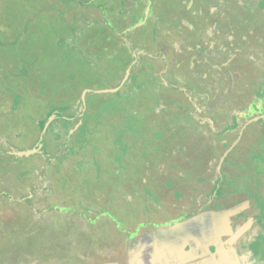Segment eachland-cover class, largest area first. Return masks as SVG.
Instances as JSON below:
<instances>
[{
  "label": "rangeland",
  "instance_id": "374dc122",
  "mask_svg": "<svg viewBox=\"0 0 264 264\" xmlns=\"http://www.w3.org/2000/svg\"><path fill=\"white\" fill-rule=\"evenodd\" d=\"M44 1L0 0V40L3 35L14 40L22 39L18 48L0 45V70L5 66L6 60H10L17 51L31 47V41L35 39L34 31L39 29L36 24L38 18L34 15L32 7ZM120 1L121 4L117 11L122 8L126 11L127 7L125 5L134 6L132 7L134 12L140 11V8L138 9V6H135L137 4L136 0ZM142 1L140 0L141 4ZM151 1L152 3L153 1L160 2V6L155 2L154 6L157 5L163 8L164 14L168 13V15L174 16L181 10L177 1ZM178 1L181 4L184 0ZM200 1L194 0L195 6ZM182 4L185 3L183 2ZM182 6L184 7V5ZM207 11L210 13L208 19L211 20L212 16L217 17L218 23L220 21V23H225V31H230L226 35L229 34L232 37V40L228 39V37L224 39L226 50L219 57V61L227 67L224 72L219 73L223 86L226 88L225 90L222 89V86L221 89L214 87L213 80L216 79L211 76V73L210 76L207 75L205 77V71L203 73L199 72L200 76L198 78L194 77L193 79L192 76V78L189 76L186 79L183 78L187 74L186 71L189 69V64L196 65L200 62L205 65L206 59L209 62L216 63L218 57L213 55L215 51H212L217 48V45H214V36L207 40L204 37L203 43L201 40L194 43V34H192L193 36L191 35L192 38L190 40L185 41L190 36L186 38L184 35L186 33L179 34L177 32L169 45L163 46V44L159 43L154 48L155 52L168 56L171 62L177 59L180 65L179 69L174 68L175 77L173 75L171 77L177 85L174 91L163 90V88L159 87L160 80L157 75L159 72L155 71L156 65H154L157 63L156 60L161 58L159 56L156 60L154 58L155 62L153 59L142 60V58H139L138 64L132 67L128 82H126L127 84L125 83L121 94L124 96L132 91H138L140 88H142L141 92L149 93L151 88V93L155 95L156 89H158V99L155 101L158 103H154L148 109L147 115L158 114L157 117L163 120L164 128H169V133L173 136L177 132L181 134L184 127L191 131L198 128L197 134L203 132L202 139L207 138V142L200 144L197 149H194L196 155L190 152L192 157L195 156L198 159L196 168L194 169V165H187V162H184L189 157L188 139L180 143V138H178L176 143H179L180 147H187L186 152L183 154L184 159L177 158L176 153V160L180 163L179 168L170 170L162 165V168L157 170L155 164L150 169L153 175L150 174L147 178L148 183L145 185L134 183V180L138 181V178L131 176L130 169L134 162L128 158L124 159V163L120 164L117 169L114 167L116 176L112 183L103 171H90L85 186L83 182H79L78 185L75 182L61 185L62 171L57 170V168L49 169L47 167L42 170L44 161L41 159L36 158L28 162L24 158H14L10 155L11 150L7 148L8 144L14 145L13 140L4 141V139H1L0 264H153V247L156 245L154 243L157 241V235L161 232H175L180 235L183 233L182 231H185V227L179 224L184 222L186 216L175 217L172 214L169 215L168 212L162 211V213H157V216L155 214V219L148 216L150 220L142 221L143 228L138 230V232L136 230L138 234L131 232V228L137 229V227L141 226L136 225V222L140 218L142 206L145 207L146 212L149 211L151 213L153 209L157 210V203L150 198L152 194L146 188L152 190L155 195L158 194L157 196H161L163 193L169 194L168 196L165 194L163 196L171 199L169 200L170 202L173 201L171 196L175 197L176 193L181 195L182 199L178 200L181 201L178 203L180 209L186 210V207L187 209L196 208L194 210L195 213L191 214L192 218L189 222L192 220L197 222L196 218L201 217L199 215L200 209L197 210L198 206L190 202V193L187 190L189 185L184 178V176H187L188 169L192 168L191 178L194 179L201 172L206 176H214L217 167H220L221 172L219 175H224L226 177L225 182L230 183L237 181L236 173H233L235 167L239 164H244L241 166L242 176L244 173H249L252 177H256V180L252 179L251 184L249 178L243 176V179H240L242 183L239 191L246 192L251 187L253 189V182L256 181V186L262 192V195L256 194L252 196V207L264 208V0H208L206 13ZM156 12L150 17L151 19L149 15L147 17L150 23L152 20L154 21V30L155 28L163 29L168 26L169 22L171 23L173 17L168 20L158 10ZM221 12H223L222 15ZM32 13L34 14L26 18L27 15ZM52 14H48L51 20L54 17L51 16ZM118 14L116 13V17H119ZM53 23L51 21L50 26L42 24L41 30H44L46 35L58 32L61 27ZM220 26L222 25L220 24ZM182 31L186 32L184 28ZM200 43L203 45L201 44L200 46ZM30 49L33 52L35 51L32 48ZM188 49H190L189 53ZM198 51H202L203 55ZM148 64L150 65L148 66ZM181 75L183 77H180ZM214 75H217V73H214ZM10 78H12L11 73L7 79ZM248 78L250 81L246 85L245 82H247ZM221 82L220 84H222ZM182 89L192 96L193 101L199 107H202L203 113L206 111L212 114L215 118L212 122L214 131H211L207 123L202 121L197 123L198 121L186 118L181 115L182 113L176 114L177 118L172 115L176 111L171 109L176 104L179 109L182 105L188 106L182 94ZM4 99L3 97L1 100L0 97L1 111L4 110L5 106H8L7 103H10L9 101H3ZM118 105L116 104L114 107L117 108ZM248 106H251L252 109L249 114L244 115V112L247 113L246 109ZM222 114L227 118L222 119ZM8 119H12L10 114L4 113L3 116H0L1 123L5 120L8 121ZM249 119L252 121L246 125ZM232 123L231 128L234 127L233 131H239L241 134L237 136L236 146L232 151L225 153L230 143L229 140L233 141L236 137V135H232V132L228 133L232 129L227 127ZM179 124H181V127L184 125V127L180 130L174 129L177 130L175 132L172 127L178 128ZM137 127L138 124L133 122V126L128 128V133L132 130L135 131ZM80 132H83V135L58 136L60 142H57L56 146H54L53 152L61 155L63 153L66 155L67 152H75L79 149L76 142L79 143L85 134L83 130ZM11 137L13 138V136ZM67 138H71L74 143L72 148L67 147L68 145L63 143L62 140ZM181 138L185 139V137ZM51 139L55 138L49 137L44 141L45 150L49 149ZM115 142L120 143L121 141L117 139ZM6 144L7 146L5 147ZM98 145L99 147L109 146V148L116 149L112 143L109 141L105 142L104 139H100ZM171 145L175 146V142ZM249 152L251 153L248 154ZM96 155L98 157L93 160V165L100 164L102 160L99 156L103 158L105 156V154H100V152ZM224 155L227 157L228 163L225 165L221 163ZM73 158L76 160L75 157ZM169 159L172 160V156ZM169 159L165 158L162 161H168ZM60 167V169L64 170V175L69 176L66 168L68 166L63 163V166ZM232 167L233 170L231 171ZM76 170L75 172L80 171V169ZM154 172L161 175V177L176 178V183L166 186L160 183L157 185L150 184V181L155 178L154 175L157 176ZM165 187L168 190L170 188V192ZM72 192L79 194L80 197L89 194V199L78 200L74 198L75 195ZM164 201L168 202L167 200ZM213 208L215 209H207L209 210L208 213H204L205 217H209V225H211L209 229L215 231L213 233L214 236L218 231L230 235L234 230L230 234L225 230L227 227L231 228L232 219L235 217L229 214L233 210V206L230 208L229 206H223L222 208H216L215 206ZM219 216L220 219H217ZM257 218V223L260 221L262 224L256 231L258 236H260L264 234V220L259 216ZM197 223L201 225L199 222ZM154 225H156V228H153ZM170 225H174V227ZM205 225L202 224V228ZM253 226L252 228H254ZM237 235L238 232L235 236L232 235L231 243L239 239ZM234 237H237V239ZM176 240L178 239L176 238ZM253 250L258 254L256 261L259 264H264V262L261 263L260 261L264 259V246H257ZM174 254L177 255L176 252ZM256 261L252 259V264H256ZM177 264L181 263L177 262Z\"/></svg>",
  "mask_w": 264,
  "mask_h": 264
},
{
  "label": "crops",
  "instance_id": "0c3cea01",
  "mask_svg": "<svg viewBox=\"0 0 264 264\" xmlns=\"http://www.w3.org/2000/svg\"><path fill=\"white\" fill-rule=\"evenodd\" d=\"M173 1H177L181 9L174 16L168 15V13L164 14L163 8L158 7L160 2L153 1L152 3L151 0H143L142 4L140 0H136L138 5L135 6H138V9L140 8L138 12H134L132 8L134 6L132 5H125L127 7V9L125 7L126 11L123 8L117 11L121 4L120 0H45L41 4L33 5L32 8L35 14L27 15L26 18L34 14L38 18L36 24L39 29L34 31L35 39L31 41V47L17 51L10 60H6L5 66L0 70V97L1 100L4 97L3 101L10 102L7 103L8 106H5L3 111L0 110V116L5 113L10 114L12 118L8 121L5 120L3 123L0 121V140H13L14 145L8 144L7 147L11 150L10 155L16 159L24 158L28 162L36 158L41 159L44 161L42 170L47 167L62 171L61 185L68 182H75L78 185L79 182H83L84 186L88 181L90 171H103L112 183L116 176L114 167L117 169L120 164L124 163V159L128 158L134 162L130 174L132 177L138 178V181L134 180V183L145 185L148 183L147 178L152 174L150 169L155 164L157 170L162 168V165L170 170L179 168L180 163L176 160V153L177 158L184 159L183 154L187 149V147H180L179 143H176L180 138V143L188 139V148L191 150H189V157L184 162H187V165H194L195 169L198 159L195 156L192 157L190 152L196 155L194 149L207 142V138L202 139L204 133L197 134L198 128L191 131L183 125L182 133L178 134L177 130L174 129L180 130L182 127L179 124L178 128L172 127L177 132L173 136L169 133V128H164L163 120L157 117L158 114L147 115L148 109L154 103H158L155 102L158 99V89H156L155 95L151 93V88L149 93L141 92L142 88H140L138 91H132L124 96L121 95L125 83L128 82L130 77L132 67L138 64V59H153L154 61V58L156 60L159 56L161 58H158L157 63L154 64L156 65L155 71L159 72L157 74L161 84H159V87L163 90L174 91L177 85L171 77L172 75L175 77L174 68L179 69L180 65L177 59L176 62H171L168 56L155 52V45L159 43L163 46L169 45L177 32L179 34L186 33L184 34L186 38L190 36L185 41L190 40L191 35L194 34V43H197L198 40L203 43L204 37L206 40L210 38H208L210 27L218 21L215 16H212L211 20L208 19L210 16L208 11L206 13L208 0H201L196 6L194 0H184L185 4H182L183 2L180 4L178 0ZM154 2L159 5L154 6ZM156 10L168 20L173 17L171 23L169 22L168 26L163 29L155 28L154 30V21L152 20L151 23L148 21V15L150 18ZM50 13H53L51 15L54 16L53 20L48 17ZM116 13H119V17H116ZM222 14L223 12H221ZM51 21L54 22L53 24L59 25L61 29L58 32L46 35L44 30H41L42 24L50 26ZM220 22L218 25L221 31H224L225 23ZM183 28L186 32L182 31ZM158 31L159 33L156 34ZM226 37H229V34ZM21 41L22 39L14 40L3 35L0 45L18 48ZM202 43L199 45L201 46ZM30 48L35 51L33 52ZM188 50L189 53L190 49ZM212 51H215L213 55H216L217 50ZM188 68L185 77L182 75L180 77L186 79L187 76H192L194 79V77L198 78L200 76L199 72L203 73L205 71V77L210 76L211 73V76L216 79L213 80L214 87L221 89L222 86V89H226L219 74L227 68L222 62L213 63L206 59L205 65L198 62L196 65L189 64ZM10 73L12 78L7 79ZM214 73H217V75H214ZM113 76L115 77L113 78ZM249 81L248 78L245 82L246 85L249 84ZM182 94L188 106L182 105L179 109V106L175 103L176 105L171 110L176 112L172 115L177 118L178 113H182L181 115L191 118L193 121H198L197 123H200L199 121L207 123L211 131H214L212 122L215 118L212 114L206 111L203 113L202 107H199L193 101L192 96L188 95L183 89ZM116 104H119L117 108L114 107ZM251 109V106H248L247 113L244 112V115L249 114ZM240 115L243 116L242 113ZM221 117L222 119L227 118L224 114ZM251 121L249 119L246 125L250 124ZM133 122L137 123L138 127L135 131L132 130L128 133V128L133 126ZM232 125L233 123L227 128L230 129ZM231 129L232 131L230 130L228 133L232 132V135H236V137L233 141L229 140L230 143L225 153L232 151L236 146L237 136L241 134L239 131H233L234 127ZM79 130L85 132L83 139L79 143L76 142L79 149L73 153L67 152L66 155L53 152L54 146L57 142H60L58 136L83 135V132ZM180 136L185 137V139ZM49 137L55 139L50 140L49 149L45 150L44 141ZM98 138L104 139L105 142L109 141L116 149L109 148V146L99 147L98 142L100 139ZM117 139H120L121 142H115ZM62 141L69 148L74 146L71 138ZM174 142L175 146L171 145ZM28 150H34V152L23 157L16 155L17 152ZM98 152L105 154V156L104 158L99 156L102 161L100 164L93 165V160L98 157L96 155ZM225 155L221 159V163L224 165L228 164ZM170 156H172V160L169 159ZM66 158L69 159L66 160ZM165 158L170 161H162ZM63 163L68 166L66 168L69 176L64 175V170L60 169ZM242 165L244 164L236 166L235 171L233 167L231 168V171L233 170V173H236L235 176H237L238 182H225L226 177L219 175L221 172L220 167H217L214 176H206L201 172L193 179L191 178L193 168L188 169L187 176H184L189 185L187 190L190 193V202L198 206L197 210L203 208L215 209L213 208L215 206L216 208H222L223 206L236 207L233 210L240 217L236 225L239 239L229 247L222 241V236L224 237L222 231L216 232L214 236L215 231L209 229L211 226L209 225V217L203 216L205 217L204 223H202L203 218L200 221L196 218L201 225L196 220L189 222L196 208L190 207L191 209H187L186 207L187 211L183 208L180 209L178 203L181 201L178 200L182 199L181 195L176 193L175 197L173 196L174 198L171 196L173 201L170 202L171 199L163 196L169 194L163 193V195L157 196L158 194L155 195L149 188H146V190L152 194L150 198L156 201L157 210L152 208L153 212H146L145 207L142 206L140 218L136 222V225L141 226L137 229L131 228V232H136V230L138 232L143 228L142 221L150 220L148 216L155 219V214L157 216V213H162V211L175 217L189 216L190 218H187L183 223L187 225L189 223L194 224V227H191L190 238L194 237L196 240L195 243L190 239L187 242L190 245L191 243L195 244L196 248H200L201 254L208 259L207 263L217 261L222 257L221 248L239 252L240 260L243 258L252 260V252L249 251L251 249L250 245H252V231L254 230L257 234L258 227L262 226L260 221V224L257 223V217L259 216L264 220V208L252 207V196L262 195V192L256 186V181L253 182V189L251 187L246 192L239 191L242 183L240 179H243V176L249 178L251 184L252 179L256 180V177H252L249 173H244L242 176ZM201 167L203 168L202 164ZM76 169H80V171L75 172ZM76 173L77 175H75ZM154 174L157 173L154 172ZM154 177L150 184L157 185L160 183L166 186L176 183V178L173 177V179L171 177L165 178L159 174L154 175ZM166 189L167 191L171 190L170 188L169 190ZM256 189L258 190L256 191ZM73 195L78 200L89 199V194L82 195L83 197L75 193ZM164 200L168 202L166 203ZM222 214L224 215L223 212ZM156 219L158 218L156 217ZM217 219H220V216ZM202 224H206L205 227L202 228ZM228 229L231 230V228ZM137 232L136 234H138ZM214 246L216 249L212 253L210 248H215ZM246 249L249 252L247 254L243 252Z\"/></svg>",
  "mask_w": 264,
  "mask_h": 264
},
{
  "label": "flooded vegetation",
  "instance_id": "af4514ba",
  "mask_svg": "<svg viewBox=\"0 0 264 264\" xmlns=\"http://www.w3.org/2000/svg\"><path fill=\"white\" fill-rule=\"evenodd\" d=\"M210 31L208 33V38L212 37L214 35L215 38V44L217 45V48L215 50H217L216 56L218 57L216 62L217 63H221L218 62L219 61V57L221 55V53L223 51L226 50L225 48V44H224V37H226L227 32L225 31H221V28L218 25V22H214L211 27H210ZM230 38V36L228 37ZM231 39V38H230ZM232 40V39H231ZM213 43V41H212ZM213 47V46H212ZM203 53V52H201ZM230 208V207H229ZM234 209H236L235 206H233ZM209 210L207 209H201L200 210V214L201 217H199V221L202 220V223H204L205 219L203 216L204 213H208ZM235 210H232L231 212H229L230 215L235 216L234 219H232V225H231V230L228 229V227L226 228L225 231H227L229 234L232 230V233L230 235L225 234L224 233V237L222 236V241L225 242L226 246L229 247L232 243L230 242L231 237H233L232 235H236V233L238 232V228H237V222L239 221L240 217L239 214H237L236 212H234ZM191 216V215H190ZM190 218V217H187ZM185 217V220L187 219ZM255 218V217H254ZM184 220V221H185ZM160 224V223H159ZM184 224V225H183ZM180 226H184L185 227V231H182L183 233H181L180 235L175 233V232H168V233H160L159 235H157V241L154 243L156 245H154L153 250H154V254H153V264H177L181 263V264H252V260L250 258H243L242 260L239 259V252H235L234 251H228L225 250L224 248H221L222 251V257L219 258V260L217 259V261H212L210 263H207L206 261H208L207 257L204 256L203 254H201L200 252V248L199 247H195V244L191 245L187 242L188 239L192 240L195 243L194 237L190 238V231H191V227H194V224L189 223L188 225L185 223L180 222L179 224ZM160 226V225H159ZM158 226V227H159ZM172 227H174V225H170ZM153 228H156V225H154ZM180 228V227H179ZM181 231V230H179ZM156 232V230H155ZM158 232H160L158 230ZM179 233V232H178ZM258 234H255V231H253L252 234V245H250V250L252 252V259L256 261L258 254L256 252H254V248L256 249L257 246H264V234L258 236ZM176 238L178 240H176ZM237 239V237H234ZM233 243L235 241H232ZM237 242V241H236ZM215 247V246H214ZM215 248H210V250L215 251ZM249 249V248H248ZM248 249L244 250L243 252H245L246 254L249 253ZM239 250V249H238ZM174 252L177 253L174 254ZM156 253V254H155ZM261 263L264 262V259L260 260ZM256 264H259L258 262Z\"/></svg>",
  "mask_w": 264,
  "mask_h": 264
},
{
  "label": "water",
  "instance_id": "95a60500",
  "mask_svg": "<svg viewBox=\"0 0 264 264\" xmlns=\"http://www.w3.org/2000/svg\"><path fill=\"white\" fill-rule=\"evenodd\" d=\"M34 152V150H28V151H23V152H17L16 155L17 156H29Z\"/></svg>",
  "mask_w": 264,
  "mask_h": 264
}]
</instances>
